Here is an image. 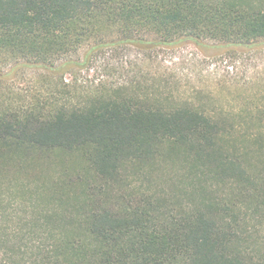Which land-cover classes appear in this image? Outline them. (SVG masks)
Wrapping results in <instances>:
<instances>
[{"label":"trees","instance_id":"obj_1","mask_svg":"<svg viewBox=\"0 0 264 264\" xmlns=\"http://www.w3.org/2000/svg\"><path fill=\"white\" fill-rule=\"evenodd\" d=\"M185 41L264 45V0H0V89L47 78L0 90V264H264V117L236 133L201 103L100 82L76 97L64 78L106 47Z\"/></svg>","mask_w":264,"mask_h":264},{"label":"rangeland","instance_id":"obj_2","mask_svg":"<svg viewBox=\"0 0 264 264\" xmlns=\"http://www.w3.org/2000/svg\"><path fill=\"white\" fill-rule=\"evenodd\" d=\"M206 42L216 43L212 40ZM86 47L78 48L71 58L80 59ZM91 61L88 67L65 72V81L76 82L75 86H78L75 94L71 91V95L78 97L83 89L93 88L99 82L106 87L121 84L134 91L139 87L148 91L158 90L176 99L204 104L207 110L220 114L227 124H232L236 133L255 131L262 124L264 45L249 49L199 48L185 41L148 50L113 46L96 52ZM45 79L44 74L38 71L23 70L5 80L0 90L18 87L32 91L44 88L41 85ZM237 138L240 141L243 139ZM60 159L67 162L71 171L81 170L82 164L76 157L64 156ZM47 169L53 174L58 170L52 165H48ZM258 237L264 242V225L258 229Z\"/></svg>","mask_w":264,"mask_h":264}]
</instances>
